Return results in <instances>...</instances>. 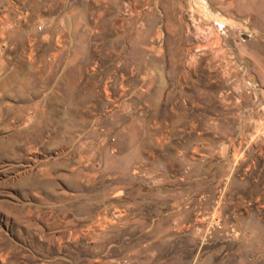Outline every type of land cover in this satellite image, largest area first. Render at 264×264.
I'll list each match as a JSON object with an SVG mask.
<instances>
[{
	"label": "rangeland",
	"instance_id": "obj_1",
	"mask_svg": "<svg viewBox=\"0 0 264 264\" xmlns=\"http://www.w3.org/2000/svg\"><path fill=\"white\" fill-rule=\"evenodd\" d=\"M262 105L264 0H0V264H264Z\"/></svg>",
	"mask_w": 264,
	"mask_h": 264
},
{
	"label": "built area",
	"instance_id": "obj_2",
	"mask_svg": "<svg viewBox=\"0 0 264 264\" xmlns=\"http://www.w3.org/2000/svg\"><path fill=\"white\" fill-rule=\"evenodd\" d=\"M215 25L219 31L223 30L224 28V24L219 21L216 22ZM261 107H264V105H262ZM253 135L264 142V130L258 128V130L253 132Z\"/></svg>",
	"mask_w": 264,
	"mask_h": 264
}]
</instances>
